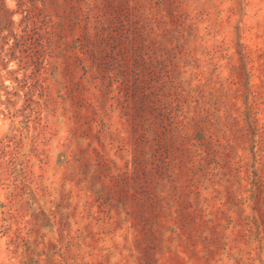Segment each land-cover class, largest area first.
<instances>
[{"label":"rangeland","instance_id":"374dc122","mask_svg":"<svg viewBox=\"0 0 264 264\" xmlns=\"http://www.w3.org/2000/svg\"><path fill=\"white\" fill-rule=\"evenodd\" d=\"M0 264H264V0H0Z\"/></svg>","mask_w":264,"mask_h":264}]
</instances>
